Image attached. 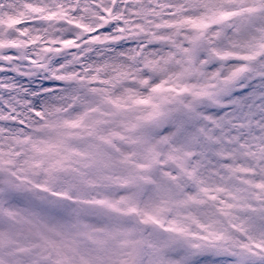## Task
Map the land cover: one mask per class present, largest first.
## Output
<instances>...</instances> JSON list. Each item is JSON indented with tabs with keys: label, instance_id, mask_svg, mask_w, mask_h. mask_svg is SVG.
<instances>
[{
	"label": "snow or ice",
	"instance_id": "snow-or-ice-1",
	"mask_svg": "<svg viewBox=\"0 0 264 264\" xmlns=\"http://www.w3.org/2000/svg\"><path fill=\"white\" fill-rule=\"evenodd\" d=\"M0 34V115L127 105L217 222L171 258L264 264V0H0Z\"/></svg>",
	"mask_w": 264,
	"mask_h": 264
},
{
	"label": "rangeland",
	"instance_id": "rangeland-1",
	"mask_svg": "<svg viewBox=\"0 0 264 264\" xmlns=\"http://www.w3.org/2000/svg\"><path fill=\"white\" fill-rule=\"evenodd\" d=\"M95 103L77 94L36 117L0 115L22 125L0 127V264H178L181 242L217 223L188 199L140 113L82 125ZM238 167L242 181L254 172Z\"/></svg>",
	"mask_w": 264,
	"mask_h": 264
},
{
	"label": "bare ground",
	"instance_id": "bare-ground-1",
	"mask_svg": "<svg viewBox=\"0 0 264 264\" xmlns=\"http://www.w3.org/2000/svg\"><path fill=\"white\" fill-rule=\"evenodd\" d=\"M16 19V18H15ZM13 19V20H15ZM7 38L0 34V39ZM95 113L91 119H81L80 123L89 128H106L112 124L122 125L131 122L132 117L136 114L132 108L127 105L122 106L120 109H111L106 107H100L97 103L94 105ZM103 138H108L109 134H101ZM34 217L35 215L32 214Z\"/></svg>",
	"mask_w": 264,
	"mask_h": 264
}]
</instances>
